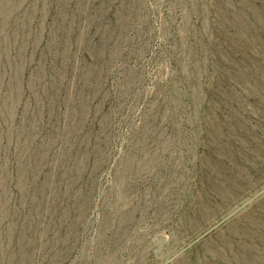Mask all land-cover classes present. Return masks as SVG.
I'll return each instance as SVG.
<instances>
[{
  "label": "rangeland",
  "instance_id": "obj_1",
  "mask_svg": "<svg viewBox=\"0 0 264 264\" xmlns=\"http://www.w3.org/2000/svg\"><path fill=\"white\" fill-rule=\"evenodd\" d=\"M0 264H264V0H0Z\"/></svg>",
  "mask_w": 264,
  "mask_h": 264
}]
</instances>
